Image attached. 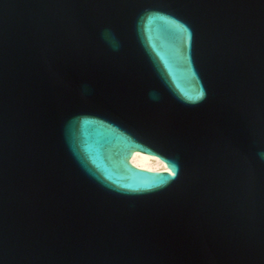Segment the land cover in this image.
I'll return each mask as SVG.
<instances>
[{"label":"water","instance_id":"obj_1","mask_svg":"<svg viewBox=\"0 0 264 264\" xmlns=\"http://www.w3.org/2000/svg\"><path fill=\"white\" fill-rule=\"evenodd\" d=\"M262 153L264 0H0V264H264Z\"/></svg>","mask_w":264,"mask_h":264},{"label":"bare ground","instance_id":"obj_2","mask_svg":"<svg viewBox=\"0 0 264 264\" xmlns=\"http://www.w3.org/2000/svg\"><path fill=\"white\" fill-rule=\"evenodd\" d=\"M130 162L135 167L143 170L167 171V167L163 162L147 154H133Z\"/></svg>","mask_w":264,"mask_h":264},{"label":"clouds","instance_id":"obj_3","mask_svg":"<svg viewBox=\"0 0 264 264\" xmlns=\"http://www.w3.org/2000/svg\"><path fill=\"white\" fill-rule=\"evenodd\" d=\"M261 155L264 156V153H262Z\"/></svg>","mask_w":264,"mask_h":264}]
</instances>
